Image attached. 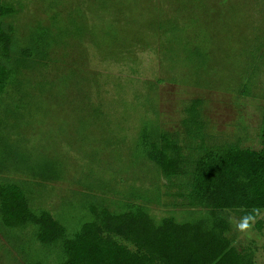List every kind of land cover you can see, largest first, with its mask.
I'll return each instance as SVG.
<instances>
[{
    "label": "rangeland",
    "instance_id": "obj_1",
    "mask_svg": "<svg viewBox=\"0 0 264 264\" xmlns=\"http://www.w3.org/2000/svg\"><path fill=\"white\" fill-rule=\"evenodd\" d=\"M4 1L18 8L5 23L19 67L0 101V179L24 186L35 207L70 224L89 198L159 194L147 203L157 219L185 218L158 167L133 152L144 127L187 138L195 99L208 143L261 148L264 0ZM37 46L44 59L30 62ZM222 214L232 244L264 264V210ZM24 242L30 229L0 222V264H27Z\"/></svg>",
    "mask_w": 264,
    "mask_h": 264
},
{
    "label": "trees",
    "instance_id": "obj_2",
    "mask_svg": "<svg viewBox=\"0 0 264 264\" xmlns=\"http://www.w3.org/2000/svg\"><path fill=\"white\" fill-rule=\"evenodd\" d=\"M17 13L15 5L0 0V101L18 83L15 27L5 23ZM45 33L39 31L35 38L43 40ZM37 49L39 53H30V62L35 55L44 59L45 49ZM23 54L19 62L24 65ZM201 107V99L187 107L184 140L144 127L133 152L134 159L153 162L167 187L175 189V198L188 208L182 220L153 215L147 203L158 200V194L121 202L89 198L81 219L69 224L50 210L35 207L20 183L0 179L1 224L11 231L30 229V242L21 245L27 264H256L251 251L232 244L222 211L239 210L251 220L264 210V116L260 149L210 144Z\"/></svg>",
    "mask_w": 264,
    "mask_h": 264
}]
</instances>
